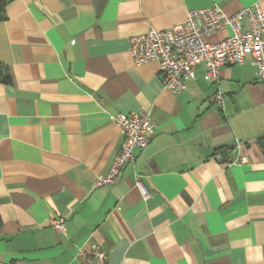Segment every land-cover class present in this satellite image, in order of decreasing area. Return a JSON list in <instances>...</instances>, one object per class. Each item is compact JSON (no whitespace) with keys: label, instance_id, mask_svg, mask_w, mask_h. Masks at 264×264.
<instances>
[{"label":"crops","instance_id":"crops-1","mask_svg":"<svg viewBox=\"0 0 264 264\" xmlns=\"http://www.w3.org/2000/svg\"><path fill=\"white\" fill-rule=\"evenodd\" d=\"M255 2L264 13V0H6L0 264H84L78 251L93 244L106 264H264V85L255 67H222L214 84L200 64L172 93L157 62L136 65L127 43L191 9L230 15ZM217 91L222 105L211 101ZM140 109L153 138L112 185L94 187L121 143L114 118Z\"/></svg>","mask_w":264,"mask_h":264},{"label":"built area","instance_id":"built-area-1","mask_svg":"<svg viewBox=\"0 0 264 264\" xmlns=\"http://www.w3.org/2000/svg\"><path fill=\"white\" fill-rule=\"evenodd\" d=\"M227 28L231 33L224 38L208 40ZM127 43L136 65L157 62L162 86L172 93L186 89V80L193 79L197 65H204L203 78L216 84L221 80L222 67L238 65L247 59L255 67L257 83L264 85V13L258 2L230 15L217 6L191 9L183 22L167 30L149 29L132 35ZM211 101L222 105L221 92H215ZM114 120L120 130L121 143L109 169L96 175L94 187L112 185L120 169L134 163V150L145 148L154 136V123L144 109L119 114ZM143 195L146 196L145 191ZM49 224L61 230L64 219L51 217ZM78 257L84 264H106L108 258L99 244H93L89 250L80 249Z\"/></svg>","mask_w":264,"mask_h":264},{"label":"trees","instance_id":"trees-1","mask_svg":"<svg viewBox=\"0 0 264 264\" xmlns=\"http://www.w3.org/2000/svg\"><path fill=\"white\" fill-rule=\"evenodd\" d=\"M6 4V0H0V20H3L5 18L4 14V7ZM4 67L0 65V80L3 82L9 81L8 73L4 71ZM257 141L259 145L264 148V135L257 138ZM0 225H1V219H0Z\"/></svg>","mask_w":264,"mask_h":264}]
</instances>
